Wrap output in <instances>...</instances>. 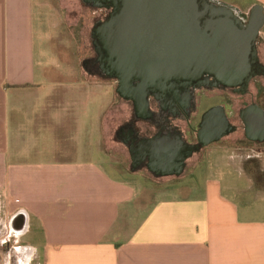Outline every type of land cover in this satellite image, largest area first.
<instances>
[{
  "label": "crops",
  "instance_id": "crops-1",
  "mask_svg": "<svg viewBox=\"0 0 264 264\" xmlns=\"http://www.w3.org/2000/svg\"><path fill=\"white\" fill-rule=\"evenodd\" d=\"M44 2L0 0V264H264V161L207 160L187 177L192 159L179 176L135 167L152 129L109 142L112 83L85 70L92 55L80 75Z\"/></svg>",
  "mask_w": 264,
  "mask_h": 264
},
{
  "label": "water",
  "instance_id": "water-1",
  "mask_svg": "<svg viewBox=\"0 0 264 264\" xmlns=\"http://www.w3.org/2000/svg\"><path fill=\"white\" fill-rule=\"evenodd\" d=\"M87 6L111 9L109 18L97 30L102 48L110 56V65L118 73L117 94L134 104L135 112L148 120L154 115L150 97H177L175 84L189 83L204 77L205 88L244 92L258 76L257 41L264 27V12L255 5L246 24L227 6L211 0H82ZM100 51V50H99ZM132 79L140 80L136 86ZM212 79V80H211ZM173 97V96H172ZM170 102V101H169ZM250 141L264 142V110L257 105L241 111ZM246 119H248L246 121ZM199 137L203 147L221 141L233 132L225 107L208 110ZM204 136V134H203ZM181 149L186 148L182 137ZM177 154L172 145L154 146L147 140L141 162L150 168L171 166L184 171L186 160L193 154ZM177 152V153H176ZM167 169V170H166Z\"/></svg>",
  "mask_w": 264,
  "mask_h": 264
},
{
  "label": "rangeland",
  "instance_id": "rangeland-1",
  "mask_svg": "<svg viewBox=\"0 0 264 264\" xmlns=\"http://www.w3.org/2000/svg\"><path fill=\"white\" fill-rule=\"evenodd\" d=\"M44 4H47L48 7V16L47 19L49 23H56L58 21V32L59 39L54 40V43L59 46L61 41L66 42L72 46V51L77 52L79 54V63L78 69L79 73L83 78H87L89 75L85 72L83 68L84 58L93 55V44H92V30L95 22L98 19L104 18L108 12L105 9H98L87 6L82 2V0H44ZM214 3H218L219 5H226L234 9L239 15L247 17L249 15V7L248 5L252 4V0H211ZM254 7V6H253ZM252 7V8H253ZM57 20V21H56ZM45 22V21H44ZM42 23V30L44 35L47 37L49 33H51V28L48 27V22ZM257 49L258 55L261 62H264V37L261 35L257 41ZM60 63L61 61L58 60ZM97 78V77H96ZM99 81V78L97 79ZM112 83V90L110 91V95H106L107 100L113 98L116 103L112 105L110 108V115L108 119H106V124L108 123L111 128V133L109 136V142L116 144L118 143L117 132L120 126L124 125L126 122L130 121L132 118V105L131 103H124L120 96L116 93V83L113 81H109ZM94 91H96V95H93L92 98L96 99L97 104L99 103L100 98H98V94L101 93L100 90L102 87L95 86ZM208 94V93H207ZM210 96L223 98L221 103H227L226 112L231 115V120L234 124L238 125L239 130L223 140H221L217 144H213L207 149L203 151L200 155H197L192 158L189 162V166L187 168V172L184 176L193 171L201 165L202 162L207 161L209 164H217L218 160H226L228 163L236 157L235 159L249 157L251 159H255L257 162L258 159L264 161V145L258 146L249 143L243 135L242 126L240 121L237 119L238 112L248 103L252 101H257L264 106V75L259 76L255 80H253L249 86V91L246 96H240L235 94L232 90H226L224 92L214 91L208 94ZM219 99V101H221ZM231 113V114H230ZM86 122V119L84 120ZM83 126V125H82ZM138 128L141 130V125L139 124ZM80 147L82 148L80 159L86 160L87 157L90 158L89 150H88V137H87V128L84 127V131L79 135ZM94 158V157H93ZM101 156L99 153L95 156V160L99 161ZM247 173L249 170L247 168L244 170ZM193 179L196 182H200L201 185H204V181L206 180V172L204 168H199L196 172H194ZM163 182V181H160ZM156 183L158 188L162 190L163 187H168L167 183ZM196 182L194 184H196ZM159 184V185H158ZM174 185V184H173ZM197 185V184H196ZM1 254H4L2 249L0 250Z\"/></svg>",
  "mask_w": 264,
  "mask_h": 264
},
{
  "label": "flooded vegetation",
  "instance_id": "flooded-vegetation-1",
  "mask_svg": "<svg viewBox=\"0 0 264 264\" xmlns=\"http://www.w3.org/2000/svg\"><path fill=\"white\" fill-rule=\"evenodd\" d=\"M230 9L242 21L243 24L247 23L248 16L247 17L241 16L234 9L232 8ZM105 10L108 12V14L104 18L98 19L94 24L91 34L94 53L90 58H88V60L84 62V68L87 72L95 75L96 77L102 80L115 82L116 90H117L119 84L118 73L113 71V68L110 65L111 64L110 56L107 53V51L102 48L101 42L99 40V35L97 33V30L100 29L102 24L109 18V15L111 13V9H105ZM258 65H259L258 68L260 67L258 76L253 78L251 82L256 78H258L259 76L264 75V62H261L260 58ZM205 78L206 77L191 83L184 80H181L179 82H173L176 87L174 92L177 93L178 95L177 97H174L175 94L172 95L173 97L169 95L167 98H169L170 102L167 101V99L164 97H158V100L155 99L154 97H150V108L154 112V115L148 120H143V117H140L135 112L134 104L133 102L130 101L133 110L132 118L130 121L120 126L117 132V136L122 140H124L125 142L133 144L134 141L131 139V134L133 132H139V134H141V130L138 128V126L139 124H144L147 125V128L152 129V131L149 133L150 139H147L149 138L147 134L148 131L141 135L144 138V140L138 141L140 145H144L145 142H147V140H151V143L154 146L163 147L164 145H172V147L176 151L179 150L178 153L176 152L178 155L182 153L184 156L187 155L189 152L187 145H193L195 146L193 148L194 152L192 156L186 160V165H185L186 168L189 160L203 153V151L208 147H210L211 145L220 142L219 141L217 143H213L206 147H203L202 144L199 142L200 136L202 137V139H204L205 136H207V132L201 129L203 115L213 107L223 106L225 107V110L228 107L227 103H221L223 101V98L220 99L218 97L210 96L208 94L214 91L224 92L226 90H232L237 95L246 96L249 91V87L244 92L238 91L239 90L238 88H231L226 90L207 89L205 88V83H206ZM129 84L132 86L139 85L140 80L132 79ZM219 99L221 101H219ZM253 105H257L264 110V106L262 104H260L257 101H252L251 103H248L242 109H240V111L237 114L238 115L237 119L240 121V124L242 126L244 138L247 141H249L247 138V126L245 124V121L241 117V111ZM226 115L229 119L230 124L234 127V129L232 133L225 136L224 138L232 134H235L239 130L238 125L232 122L231 115L228 116L227 112ZM247 120L248 119H246V121ZM179 137L183 138L184 145L186 144L185 145L186 148L181 149L179 144L180 143ZM150 164L151 163L149 160H146L145 162H141L137 156L134 160L135 167L145 166V168L151 169ZM151 170L154 172L155 175L168 174V173H163L165 172V169L162 167H158V168L152 167ZM177 170L178 169L175 166H171L170 168H168L166 172H170V174L176 176L174 173Z\"/></svg>",
  "mask_w": 264,
  "mask_h": 264
}]
</instances>
